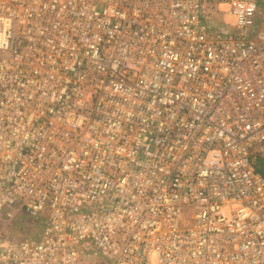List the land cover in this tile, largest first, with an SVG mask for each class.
I'll return each instance as SVG.
<instances>
[{
	"label": "built area",
	"instance_id": "2783aa9c",
	"mask_svg": "<svg viewBox=\"0 0 264 264\" xmlns=\"http://www.w3.org/2000/svg\"><path fill=\"white\" fill-rule=\"evenodd\" d=\"M258 159L264 0H0V264H264Z\"/></svg>",
	"mask_w": 264,
	"mask_h": 264
},
{
	"label": "rangeland",
	"instance_id": "374dc122",
	"mask_svg": "<svg viewBox=\"0 0 264 264\" xmlns=\"http://www.w3.org/2000/svg\"><path fill=\"white\" fill-rule=\"evenodd\" d=\"M9 209L14 211V207H10ZM0 220H3V215H1ZM42 224L43 220L40 218L26 214H18L13 217L6 230L13 237L38 238ZM85 261L89 264H110L101 256L94 253H91L90 257L86 258Z\"/></svg>",
	"mask_w": 264,
	"mask_h": 264
},
{
	"label": "trees",
	"instance_id": "16d2710c",
	"mask_svg": "<svg viewBox=\"0 0 264 264\" xmlns=\"http://www.w3.org/2000/svg\"><path fill=\"white\" fill-rule=\"evenodd\" d=\"M256 168L257 170L262 174V176L264 177V163H263V160L261 159H258L256 161ZM37 218H40L43 220L44 222V217L40 216V217H37ZM43 225V224H42ZM42 227V226H41Z\"/></svg>",
	"mask_w": 264,
	"mask_h": 264
}]
</instances>
